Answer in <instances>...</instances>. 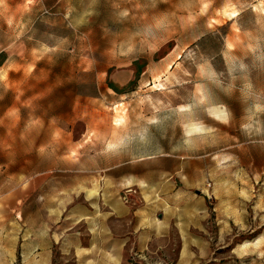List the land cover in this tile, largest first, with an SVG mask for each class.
Segmentation results:
<instances>
[{
	"label": "rangeland",
	"instance_id": "1",
	"mask_svg": "<svg viewBox=\"0 0 264 264\" xmlns=\"http://www.w3.org/2000/svg\"><path fill=\"white\" fill-rule=\"evenodd\" d=\"M115 198L155 264H264V0H0V264H77Z\"/></svg>",
	"mask_w": 264,
	"mask_h": 264
},
{
	"label": "crops",
	"instance_id": "2",
	"mask_svg": "<svg viewBox=\"0 0 264 264\" xmlns=\"http://www.w3.org/2000/svg\"><path fill=\"white\" fill-rule=\"evenodd\" d=\"M102 207V201H99ZM108 210H99L100 215L96 221L88 220V236L81 237L70 234V253L74 254L77 264H139L131 261L135 258L140 259L144 264H155L152 261V244L155 240V232L162 230L166 224H155L148 215L143 216L141 210H135L129 204H124L120 199L105 201ZM84 210L83 217L91 218L86 215ZM114 216L115 220L131 217L138 218L136 224L127 233H118L109 224ZM96 217V216H95ZM158 225V226H157ZM162 235V232L158 233ZM192 237L187 235L186 242L182 245V258L180 264H188L196 260L191 255L193 253ZM197 242H194L196 245ZM135 256V258H134ZM136 260V259H135ZM134 260V261H135ZM162 261H164L162 259ZM156 264H163V262ZM139 262V261H138Z\"/></svg>",
	"mask_w": 264,
	"mask_h": 264
}]
</instances>
